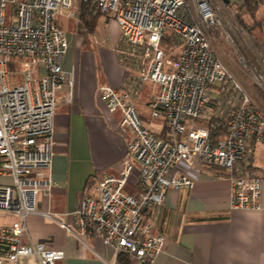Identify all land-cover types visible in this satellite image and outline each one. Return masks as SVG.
I'll use <instances>...</instances> for the list:
<instances>
[{
    "label": "built area",
    "instance_id": "built-area-1",
    "mask_svg": "<svg viewBox=\"0 0 264 264\" xmlns=\"http://www.w3.org/2000/svg\"><path fill=\"white\" fill-rule=\"evenodd\" d=\"M190 1L194 10L188 13V0H94L120 32L127 50L118 53L137 70L123 91L97 88L107 111L120 113L118 131L132 139L118 175L102 173L93 194H83L74 210L58 216L38 212L36 202L39 196L48 200L55 187L49 170L57 95L64 85L72 100L73 74L62 69L68 40L57 20L74 18V0H0V178L11 181L0 182V213L12 220L0 228V264L65 259L63 250L45 243H21L27 218L34 214L80 241L101 238L112 264L120 254L135 264H150L164 239L151 233L146 213L169 191L192 190L203 167L228 173L230 210L261 208L262 180L247 150L264 135V112L251 104L210 45L208 34L219 25L215 9L206 0ZM8 7L10 24L5 23ZM167 33L177 52L160 48ZM147 83L158 87L148 108L152 119L164 120L162 134L143 127L135 108V94ZM220 89L221 97L213 99ZM216 113L225 121L226 135L212 144L209 131L196 121Z\"/></svg>",
    "mask_w": 264,
    "mask_h": 264
},
{
    "label": "crops",
    "instance_id": "crops-1",
    "mask_svg": "<svg viewBox=\"0 0 264 264\" xmlns=\"http://www.w3.org/2000/svg\"><path fill=\"white\" fill-rule=\"evenodd\" d=\"M70 20L61 17L57 25L68 40L62 69L73 74L72 100H68L69 90L64 85L57 95L49 170L55 187L48 200L39 196L36 202L38 212L49 210L58 216L79 205L89 179L96 182L102 173L117 176L121 170L132 135L118 131L120 113L107 111L97 88L106 85L123 91L130 83L128 77L137 76L132 61L117 51L127 48L108 16H99L91 33L79 30V25ZM144 86L136 92L134 104ZM153 89L158 91L156 86ZM222 94L221 89L215 90L212 97ZM156 120L162 122L159 130L152 132L159 133L164 120ZM247 156L262 180L261 208L230 210L228 173L218 167H203L192 190H171L160 206L146 213L153 224L151 233L164 239L162 251L150 264H264V135L249 144ZM0 182L11 181L3 176ZM91 193L92 189L87 194ZM11 221L0 213V228ZM26 226L23 245L45 243L65 252V259L55 264L113 262L111 251L99 237L87 236L80 241L39 214L29 216Z\"/></svg>",
    "mask_w": 264,
    "mask_h": 264
},
{
    "label": "rangeland",
    "instance_id": "rangeland-1",
    "mask_svg": "<svg viewBox=\"0 0 264 264\" xmlns=\"http://www.w3.org/2000/svg\"><path fill=\"white\" fill-rule=\"evenodd\" d=\"M206 1L215 9L219 19L218 27L208 34L217 59L239 84L251 104L264 112V34L257 28L264 16V2L251 17L242 6L243 0ZM81 5V0H74L75 16L69 18L73 24H79ZM185 10L188 13L193 12L190 0ZM11 14L8 7L5 10L6 24L11 23ZM239 21H243L245 27L241 26ZM66 33L73 36L72 32ZM173 50L177 52L175 47ZM153 87L149 83L145 84L140 99L135 102V108L142 126L151 131H158L162 120L152 119L147 106L150 97L156 93Z\"/></svg>",
    "mask_w": 264,
    "mask_h": 264
},
{
    "label": "trees",
    "instance_id": "trees-1",
    "mask_svg": "<svg viewBox=\"0 0 264 264\" xmlns=\"http://www.w3.org/2000/svg\"><path fill=\"white\" fill-rule=\"evenodd\" d=\"M264 0H243V8L245 12L249 14L251 17L254 16L255 12L258 8L263 4ZM101 14L97 11L94 0H85L82 2L79 14V30L83 29L88 32H93L95 29V25L97 23L98 17ZM258 24L257 28L264 34V30L262 27V21ZM239 24L245 27L243 21H239ZM175 43L173 41V37L171 34L167 33L162 41L160 42V48L165 52V54H169L173 50ZM214 107H212L213 109ZM196 124L206 130L209 131L210 134V142L216 143L217 141L222 140L226 135V127L225 121L223 120L222 116H218L216 113L208 120H198ZM164 129L161 131V134L164 133ZM96 184L94 179H89L86 183V194L91 190V188ZM132 260L129 259L127 256L120 254L117 258V264H131Z\"/></svg>",
    "mask_w": 264,
    "mask_h": 264
}]
</instances>
